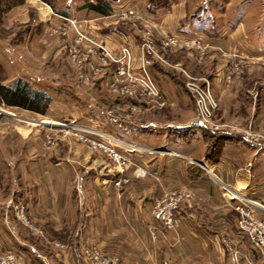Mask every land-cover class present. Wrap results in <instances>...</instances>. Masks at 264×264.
Returning a JSON list of instances; mask_svg holds the SVG:
<instances>
[{
    "label": "crops",
    "instance_id": "0c3cea01",
    "mask_svg": "<svg viewBox=\"0 0 264 264\" xmlns=\"http://www.w3.org/2000/svg\"><path fill=\"white\" fill-rule=\"evenodd\" d=\"M143 14L169 33L199 38L212 45L208 56L213 60L216 57L215 68L210 60L198 67L191 60L184 64L198 74L209 76L218 99L220 120L237 124L250 121L253 127L264 129V71L257 63L264 61V52L256 51L241 23L231 30L184 32L182 20L187 14L181 13L177 6L155 12L146 10ZM103 32L101 38L111 48L124 42V35L115 32L111 25ZM126 32L129 37L138 38L134 28ZM226 48L239 50L255 62L231 86L225 81V61L220 57V51ZM157 63L159 69L152 72L166 102L172 106L181 104L185 89L180 75L160 60ZM194 113L191 103L190 115ZM121 124L120 133L126 141L175 152L182 158L162 151L134 155L147 175L124 185L118 197L110 183L109 164L98 155L82 150L78 153L84 162L81 165L89 166L91 174L85 177V170L82 173V168L77 167L79 178L85 179L77 188L79 198H83L78 204L74 202L72 164L64 159L51 163L47 158L34 162L30 156H21L18 168L11 173L10 190L26 201L29 218L43 229L45 237L20 225L6 202L0 200V251H15L19 256L17 264H88L80 251L88 244H96L108 254H117L118 264H264L258 250L238 229L237 214L224 187L264 207V148L235 132L220 131L225 132L219 134L224 139L218 141L217 149L207 158V146L212 139L203 137L200 129L182 128L184 123L174 120L123 119ZM159 132V141L152 143ZM181 180L186 181L185 186L196 197L177 210L180 220L177 229L162 228L149 209L160 196L163 183L173 187ZM235 250L237 260L233 256Z\"/></svg>",
    "mask_w": 264,
    "mask_h": 264
},
{
    "label": "rangeland",
    "instance_id": "374dc122",
    "mask_svg": "<svg viewBox=\"0 0 264 264\" xmlns=\"http://www.w3.org/2000/svg\"><path fill=\"white\" fill-rule=\"evenodd\" d=\"M148 1L121 0L113 3L109 14L98 15L86 8L79 9L83 0H52V5L42 0H17V2L9 0L15 5L0 15V76L6 77L4 82L7 84H12L16 79L21 78L27 81L30 87L44 91L50 98L46 113L0 103V200L6 202L10 214L20 225L38 236L45 237L44 231L29 218L24 203L26 201L10 190L11 173L14 168H18L17 162L21 156H30L34 162L38 158H47L51 163L64 159L66 163L72 164L76 199L72 200L79 204L83 202V198H79L77 188L84 178H79L77 167L82 168V173L85 170L83 174L85 177H89L91 173L89 166L81 165L84 162L81 161V154L78 153L85 150L90 154H96L109 164L108 171L112 177L110 183L116 196L120 197L124 185L147 175V171L138 164L134 155L148 152L130 150L121 144L117 146L115 142L107 140L104 134L108 133L126 142L120 133L123 119H141L149 122L174 120L185 124L195 118L197 116L195 98L185 87V82L189 78L186 74L198 81H202L203 78L208 80L211 94L216 102L211 118L213 126L232 133L241 134L246 131L264 137V129L253 127L250 121L237 124L232 120H220L217 115L219 103L212 91L209 76L198 74L185 65L186 60H191L197 67L210 60L211 63L214 62L215 68L216 57L213 60L208 56L212 53V45L207 43L203 47L205 54L200 58L197 40L192 42L194 44H186L179 34L167 32L161 24L150 19V16L145 15V21L133 19L121 21L118 18L117 13L121 7H129L142 14L146 10L149 11ZM171 6H177L181 13L186 12L187 17L182 20L184 32L201 30L207 33L223 28L231 30L239 27L241 23L247 39L252 42L256 51L264 52V0H170L169 6L161 8ZM65 17L77 20V29L66 21ZM110 25L115 32L122 33L125 37L124 42L117 48H111L101 38L104 29ZM121 27H124L125 31ZM130 27L138 34L137 39L128 36L126 31ZM148 27L152 30V45L161 59L143 45V37L146 36ZM167 35L175 36L179 43L170 44L168 47L162 46L161 38L164 37L165 40ZM199 42L202 44L205 41L200 39ZM100 43L115 54H119L121 46H128L132 53L133 71L140 72L143 66L158 86L160 97L141 96L126 91L124 84L127 81L124 79L111 85L114 81V71L120 64L99 62L98 44ZM222 51L220 57L225 61V71L234 63L242 67V71L236 72L228 82L227 85L231 86L235 78H243L255 62L244 56L234 55L235 52L239 54V50L226 48ZM149 55L156 61L160 60L168 68L176 70L180 75L185 89L181 104L172 106L166 102L152 70L148 67ZM170 59L177 61L171 62ZM257 63L264 71V61ZM94 66L99 67L98 73L93 71ZM191 103L194 105L193 116L190 115ZM182 128L189 129L184 126ZM199 131L201 132V129ZM214 132L217 135L225 133ZM156 136L158 137L152 138V143L159 141L161 133ZM49 139L51 143H46ZM108 147L114 148L122 157L114 156L109 152ZM170 155L182 158L180 154ZM185 183V180H181L173 187H166L163 183L160 196L155 202L160 199L163 191L185 188ZM195 197L196 195L192 199L182 200L175 210V215L177 216V210L182 204L194 200ZM16 203L25 207V214L30 224H24L16 217L13 207ZM149 214L156 220L151 214V208ZM156 221L165 228L162 222ZM248 241L251 244L249 239ZM84 246L87 245L82 247ZM233 256L234 260H237V250L233 252Z\"/></svg>",
    "mask_w": 264,
    "mask_h": 264
},
{
    "label": "built area",
    "instance_id": "2783aa9c",
    "mask_svg": "<svg viewBox=\"0 0 264 264\" xmlns=\"http://www.w3.org/2000/svg\"><path fill=\"white\" fill-rule=\"evenodd\" d=\"M118 18L121 21L126 20H142L145 21V15L135 11L132 8L126 7L118 10ZM66 21L73 25L75 29L77 20L74 18L65 17ZM147 27V26H146ZM152 30L148 27L146 29V36L143 37V45L150 49V52L154 53L157 58L161 59L160 54L156 53L153 40L151 38ZM79 33V31H77ZM164 36V35H163ZM162 37V46L168 47L170 44L176 45L179 42L173 35L165 36V40ZM183 42L190 44L197 40V47L200 49V58L204 55L203 47L207 45V42L200 44L199 38H182ZM181 40V41H182ZM194 44V43H192ZM99 47V62L102 64L107 63H119L120 66L114 71V81L111 85H114L117 81L124 79L126 84L124 88L126 91L137 93L141 96L160 97V91L154 80L151 78L148 71L142 66L140 72H134L132 69V53L128 46H121L119 48V54H115L108 50L103 44H98ZM234 55L244 56L242 52H235ZM245 57V56H244ZM80 62V61H79ZM93 64V63H92ZM93 66V65H90ZM93 71L98 73L99 67H92ZM242 71V67L238 63H234L229 66L225 71V81L230 82L233 75ZM189 78L185 82V87L193 94L195 98L197 116L185 123L183 126L190 129H207L209 131H224L219 129L218 126H213L211 122L213 110L216 108V102L211 94L209 82L206 78L202 81H198L186 74ZM56 124V123H54ZM58 124V123H57ZM227 132V131H226ZM104 134V133H103ZM107 140L115 142L117 146L121 144L127 149L135 151H147L153 153L157 151L165 152V150H158L153 147L143 146L132 142H125L123 140L114 138L110 134H104ZM242 138L248 142L257 144L264 148V137L261 134L246 132L239 134ZM46 143H51V140H47ZM100 146V144H99ZM109 152H112L114 156L121 158V154L114 150V148L108 147ZM165 153L179 155L178 153L166 151ZM216 179V178H215ZM227 190V199L231 204L233 210L237 213L238 218L236 220L237 227L246 234L251 244L258 250L264 260V207L257 201L237 192L233 191L224 185ZM195 196L194 192L188 187L169 189L163 191L160 199H158L151 207V214L156 220L162 222L165 228L175 230L180 224L179 218L175 215V210L179 206L182 200L192 199ZM14 210L16 217L24 224H30L26 214L25 207L22 204H14ZM81 255L87 260L88 264H118L119 256L117 254H108L104 252L98 245L90 244L82 247ZM19 260L18 254L13 250L0 251V264H17Z\"/></svg>",
    "mask_w": 264,
    "mask_h": 264
},
{
    "label": "trees",
    "instance_id": "16d2710c",
    "mask_svg": "<svg viewBox=\"0 0 264 264\" xmlns=\"http://www.w3.org/2000/svg\"><path fill=\"white\" fill-rule=\"evenodd\" d=\"M17 2V0H15ZM49 2L52 5V0H42ZM84 2L79 6V9L86 8L98 15H107L112 10L113 3L120 2L121 0H83ZM170 0H149L147 9L154 12L157 8L169 6ZM13 2L9 0H0V15L10 9ZM66 14L65 12H60ZM122 29L124 27H121ZM125 31V29H123ZM148 67L150 70L159 69V65L155 59L149 55ZM6 77L0 76V103L10 106H18L26 108L35 112L44 113L50 98L41 90L30 87L29 83L21 78H18L12 84L4 82ZM203 137L212 139L211 143L207 146L206 157L210 158L211 154L217 149L218 141L223 140L222 135H217L215 132L207 129H201ZM216 134V136H215Z\"/></svg>",
    "mask_w": 264,
    "mask_h": 264
},
{
    "label": "bare ground",
    "instance_id": "6f19581e",
    "mask_svg": "<svg viewBox=\"0 0 264 264\" xmlns=\"http://www.w3.org/2000/svg\"><path fill=\"white\" fill-rule=\"evenodd\" d=\"M53 124V123H52Z\"/></svg>",
    "mask_w": 264,
    "mask_h": 264
}]
</instances>
